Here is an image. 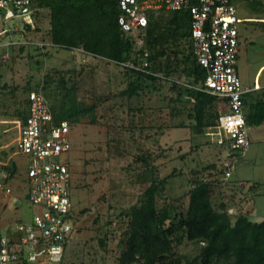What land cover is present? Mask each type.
<instances>
[{
	"label": "rangeland",
	"instance_id": "obj_1",
	"mask_svg": "<svg viewBox=\"0 0 264 264\" xmlns=\"http://www.w3.org/2000/svg\"><path fill=\"white\" fill-rule=\"evenodd\" d=\"M231 2L243 19L237 73L244 86H253L264 63V0ZM38 26L39 31L14 34L18 43L13 46H3L10 34L0 37V177L13 189L10 198L0 195V235L17 220L32 217L24 200L27 159L15 155L14 141L29 92L41 87L56 111L73 96L81 108H96L70 131L71 199L77 216L65 264H119L121 234L131 209L147 203L152 183L158 186L156 203L168 217L167 225L175 214L186 213L188 192L198 180L214 183V205L226 204L234 222L239 215L264 221V124L250 127V147L231 158L232 177L224 180L222 163L228 153L206 133L196 132L187 96L178 100L170 84L140 79L81 48L43 50L40 44H51L48 11H40ZM14 28L24 26L0 16V33ZM174 78L188 82L184 75ZM133 82L139 90L130 98L124 93ZM12 165L17 167L13 175ZM200 246L185 240L177 252L192 259Z\"/></svg>",
	"mask_w": 264,
	"mask_h": 264
},
{
	"label": "trees",
	"instance_id": "obj_2",
	"mask_svg": "<svg viewBox=\"0 0 264 264\" xmlns=\"http://www.w3.org/2000/svg\"><path fill=\"white\" fill-rule=\"evenodd\" d=\"M32 2L37 9V22L40 11L49 12L53 48H81L85 54L116 66L132 59L134 44L119 25L121 0ZM191 26L188 10L149 11L145 49L149 53V71L154 75L123 69L140 79L170 84L178 92V100L187 96L193 102L194 114L190 117L196 121V132L202 134L216 125L226 108L222 100L201 89L206 74L193 53ZM182 75L188 78L187 83L174 78ZM138 90L139 85L133 82L124 94L132 98ZM245 106L248 126H261L264 92L248 94ZM28 108L29 99L19 121L26 120ZM52 109L56 121H68L72 128L96 110L95 106L81 108L75 96L62 102L57 111ZM16 171L17 167L12 165L11 175ZM221 171L223 174L224 170ZM157 191V184L152 183L146 192L147 203L131 209L128 228L121 234L119 264H264V221L254 222L247 215H239L234 222L226 204L214 205L213 182L194 181L188 192L186 213L175 214L168 225V217L157 207ZM185 240L201 245L199 254L192 259L185 260L177 252Z\"/></svg>",
	"mask_w": 264,
	"mask_h": 264
},
{
	"label": "built area",
	"instance_id": "obj_3",
	"mask_svg": "<svg viewBox=\"0 0 264 264\" xmlns=\"http://www.w3.org/2000/svg\"><path fill=\"white\" fill-rule=\"evenodd\" d=\"M120 7L119 25L134 47L132 59L117 65L149 75L154 74L149 71V53L145 49L148 12L161 9L191 12L193 53L206 74L201 89L222 100L226 108L206 136L228 153V159L222 163L223 179H231L234 170L231 158L250 147L245 97L259 89L257 84L244 86L237 73L239 25L243 22L237 9L230 0H121ZM0 16L5 22L19 20L24 26L22 30L14 28L0 33V37L10 34V41L3 46L17 44L16 33L23 36L37 31V9L32 0H0ZM45 46L53 47L40 44L43 50ZM28 99V116L25 121H18L14 149L16 156L27 159L24 200L32 217L17 220L0 235V264H65L76 223L71 199L72 127L68 121H56L42 87L30 91ZM0 195L4 198L13 195L12 187L2 177Z\"/></svg>",
	"mask_w": 264,
	"mask_h": 264
},
{
	"label": "crops",
	"instance_id": "obj_4",
	"mask_svg": "<svg viewBox=\"0 0 264 264\" xmlns=\"http://www.w3.org/2000/svg\"><path fill=\"white\" fill-rule=\"evenodd\" d=\"M248 19H253V18H248ZM243 21V19H242ZM242 24V23H241ZM240 24V25H241ZM241 42V41H240ZM239 75V74H238ZM263 78V79H262ZM257 84L259 86V89L258 90H255L253 93L251 94H259L261 91H262V88H264V63L257 69L256 71V76H255V81H254V84L253 86ZM253 86H248V87H253ZM264 124V123H263ZM262 124V125H263ZM262 125L260 127H262ZM259 127V126H258ZM248 151V150H247ZM246 151V152H247ZM252 221L254 222H261V221H255L253 219H251Z\"/></svg>",
	"mask_w": 264,
	"mask_h": 264
}]
</instances>
